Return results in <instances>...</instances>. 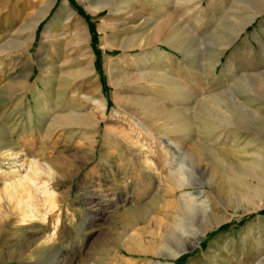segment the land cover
Masks as SVG:
<instances>
[{"label": "rangeland", "instance_id": "obj_1", "mask_svg": "<svg viewBox=\"0 0 264 264\" xmlns=\"http://www.w3.org/2000/svg\"><path fill=\"white\" fill-rule=\"evenodd\" d=\"M110 1L117 4L121 0ZM151 1L133 0L127 12L110 14L104 7L92 15L86 10L87 0H54L26 52H19L13 41L26 39L32 17L51 0L3 3L0 99L9 98L0 101V143H9L13 134L19 157L9 161L0 155V187L5 179L16 176L13 169L20 173L23 158L35 159L44 171L52 170L49 177L40 173L36 182L52 188L55 205L49 208L43 197H29L27 190L18 195L17 206L15 201L0 198V264H264V206L251 209L260 203L253 196L257 181L252 172L264 177V169L253 166L260 156L264 158V88L260 94L252 88L264 85V8L235 33L253 7L264 0ZM65 2L75 11L68 19H64L69 14ZM144 20L150 23L145 29L116 37L121 40L143 33L141 40L148 45L142 49H128L126 58H120L122 49L102 47L100 25ZM159 22L178 28L184 42L181 49L161 41L149 43ZM83 26L90 34L95 75L77 76L86 66L85 52L76 48L83 44ZM104 58H115V67L129 75L144 74V79L114 86ZM37 62L57 65L44 75L45 86ZM29 64L34 66L29 83L38 87V95L17 88L16 81ZM96 84L102 85L106 109L91 147L76 125L70 131L55 122L79 105L90 110L92 104L83 100L84 91H92L94 97ZM127 96L146 98L167 111L177 110L189 125V137L173 133L171 122L162 116L156 118L159 122L150 123L142 120L137 106L117 103ZM215 96L223 103L210 111L214 123L203 132L197 116L212 105ZM224 102L233 103L232 107L243 105L249 111L240 115L241 127L216 119L226 109ZM131 119L146 125L151 134L146 136L136 124L133 127ZM108 131L111 134L106 136ZM126 134L149 150L154 165L137 166ZM160 144L166 145L168 154L179 147L181 153L187 151L193 157L188 182L182 187L173 184L171 170L175 167L164 165L169 156L159 149ZM210 152L221 164L206 160ZM231 173L241 181L232 180ZM180 202L192 203L206 215L189 225L181 215ZM3 206L7 211L3 212ZM47 235L53 236L50 242ZM171 235L184 242L174 256L170 255L175 249L169 242Z\"/></svg>", "mask_w": 264, "mask_h": 264}, {"label": "bare ground", "instance_id": "obj_2", "mask_svg": "<svg viewBox=\"0 0 264 264\" xmlns=\"http://www.w3.org/2000/svg\"><path fill=\"white\" fill-rule=\"evenodd\" d=\"M6 1L5 0H0V9L4 8L3 3L4 2L6 3ZM53 1L54 0H51L49 5L47 6V8H45L44 10L41 8L39 10V12L37 13V15L32 17L31 23H30V25L28 27V32L26 34L27 37L25 36L26 39L23 40V41H13L14 47L19 52L20 51L21 52H24V51L26 52L27 50H29V48H31L33 46L34 39H35L34 33H35V30H36V28L38 26V23L44 17V15L47 13L48 8L51 6ZM132 1L133 0H121L117 4H113L110 0H96V1L87 0L88 4L85 7H86V10L88 11V13H90L92 15H94L98 10H100V9L102 10V8H104V7H106L108 9L110 14H113V13L117 14L116 12H118L119 10L127 12V9H125V8H127L128 3H130V2L132 3ZM146 1L152 2L151 0H146ZM64 6L69 11L68 16L66 18H64V19H68L70 16L71 17L74 16L75 11L73 9H70L69 6H67L66 2L64 3L63 7ZM263 8H264V4H262L260 6L257 5V7H253V9H254L253 13H251V15L247 16L246 17L247 19L244 18L245 20L240 23L239 28L235 31V33L238 34L239 31L242 30L243 27L246 24H248L254 18V16L257 13L261 12ZM167 21L171 22L172 20L169 21V19L167 18ZM54 22H56V21H54ZM168 22H167V24H160V22H159V24L156 23L157 25L154 28L155 29L154 30V34L150 37V39H149L150 42L149 41L148 42L154 44L157 41H161V42H164V43L168 44L169 46H172V47H174L176 49H181L183 47L182 45L184 43L183 40H182L183 36L180 34V32L178 30H176V29H178L177 27H176V29H174V27L172 28V25H170L171 23H168ZM66 23H67V21H66ZM161 23H163V21ZM164 23H166V18H165V22ZM148 24H150V23H148V21H146V20L139 21L137 23H135V22H129V23L120 22L119 23L118 21H116L115 23L108 24V26H105L104 24H102L98 28L103 33V35L101 37V39H102V47H104L105 49H109V50H113V49H116V48L122 49L124 51V54L121 55L120 58L125 57V52L128 49H132V48H140V49H142L143 46L148 45L147 42L144 43V41L141 40V38H142L141 35H143V33L138 34L136 36H130L128 38H124V39H121V40H117L116 37H119L122 32L125 33V34H131L132 32L136 31L138 28L145 29V27H147L146 25H148ZM173 26H176V25L174 24ZM108 32H110V33H108ZM80 34L82 35L81 38H83V41H81V42H83V44H77L76 48L77 49L80 48L81 51L85 52V54H83V56L85 55L84 58L86 59V66H85L84 70H81L78 74L77 73H75V74H77V76H80V75L86 76V75H89L90 73H91V75H95L96 74V70H95V66H94V62H95L94 61V54H93V52L91 51V49L89 47L90 34H89V31H88V28L83 26L82 27V32ZM77 38L78 37H75V39H77ZM79 42L80 41H78V43ZM41 44H43L42 41H41ZM37 49H39V52L42 51V47L39 46V45H38ZM140 52H142V51H140ZM140 52H138V53H140ZM141 54L143 55V53H141ZM158 55H159V53H158ZM139 57H140V54L136 55L135 60H137ZM135 60L131 59V61H133V62H135ZM103 61H104V66L106 68V72L109 75L110 82L114 86H119V85H122V84L127 83V82H135L138 79H140V80L144 79L143 78L144 74L135 73L134 75H129V73L128 74L125 73V70H123L122 68H119L118 66L115 67V65H114L115 58L114 59L104 58ZM36 66L38 67V70L40 72L39 79L42 82V84L45 86V82H44L45 77H44V75H47L48 73L54 71L56 69L57 65H55V62L54 63H48V62H45V63L41 62L40 63V62H37ZM33 67H34L33 64H29V65H27L25 67L24 70H27V71L22 73V74H20V76L18 77V79L16 81L18 83L17 84L18 85L17 88L18 89L25 88L27 92H29V93H31L33 95H38L39 94L38 87H36V86L34 87V85L31 86L30 83H29L30 82V77L32 76V74L34 72ZM17 75H19V74H17ZM94 78H97V76H95ZM252 83H254V81ZM166 84H167V82H166ZM96 85L94 87H96ZM253 86H254V87H252L253 90L255 89L254 91L259 93V94H260L262 88H264V85H262V84H257V85H253ZM253 90H251V91H253ZM262 92H264V91H262ZM92 93H93L92 91L86 90V91H84V96H83V100L85 102H87V103L91 102L92 108L90 110H88V111L87 110H82L85 105H82V106L79 105L77 109H74V108L71 109L67 113L68 115L62 116L60 118L58 117L57 118L58 120L55 122V123H59V125H61L63 127L64 126L68 127V129L70 131H73L75 128L73 129L72 126L76 125L78 131H81V130L84 131V133L81 132V135L83 134L82 137L87 140V146H91V147L95 143V134L97 133L98 127L100 125L99 124V120H100V118L105 116V109H106V104H105L106 99L104 98V95H103V92H102V85H97V88H95V91H94V93H95L94 97H93ZM8 96H7V98L0 99V101L8 99L9 98ZM218 97H216V96L214 98L212 97L211 98L212 101H213L212 105L211 106L205 105V106H208V107L204 106L205 110H203L201 112V114L197 116L198 120L200 121L201 128H202L203 132H207V129L210 128L212 123H214L213 122V118L210 115V111L213 112V110L219 108V106L223 103L222 99H220V97L219 98ZM119 101H123L125 106L126 105L127 106L128 105L137 106V108H139V110H138L139 114L143 115L142 116V120H145V121L147 120L148 122L151 123V122H155V120H157L156 119L157 117L162 116L165 119H167L168 123H169V121L171 122V124H172V132L173 133H176V135H179L181 138H183V137H187L188 138L189 137L188 134L191 132L190 129L187 128V127H189V125H186V123H184L182 121V119H184V118H181V116H180L181 114H179V112L177 110L167 111V110L164 109V107L163 108H161V107L159 108V107H156L154 105H151L149 103L148 99H146V98H140V97H136V96L135 97L134 96H127V98L120 97V99H117V103ZM118 104L121 105V103H118ZM232 104H228V103L224 102V106L226 107V109L225 110L221 109L223 112H221V115L216 116V119L221 124H230V125L233 124V125H237V126L241 127L240 124H241L242 120H241L240 115H242L244 113L248 114L249 111L243 105H241V106L240 105H238V106L235 105V106L232 107ZM38 105H39L38 109H41L43 107L40 104V100H38ZM95 110H97L100 113V117H98V115L95 113ZM136 113H137V111H136ZM199 113H200V111H199ZM133 114H134V112H133ZM235 116H236L237 120L235 119ZM231 117H233V119H231ZM255 118H256L255 120L257 122L260 121V119H258V117H255ZM131 120H132V123H133V127L136 126V125L139 126V129L142 130L143 134H145L146 136L147 135L149 136L151 134L150 133V129L146 125L134 122L133 119H131ZM158 120L160 121V118ZM158 120H157V122H159ZM185 121H187V120H185ZM214 121H216V120H214ZM164 122H165V120H164ZM167 122H165V123H167ZM0 125H1V123H0ZM78 126H80V127H78ZM159 126L163 127L162 125H159ZM0 130H1V127H0ZM110 134H111V132L108 131L107 134H105V135L109 136ZM12 135L10 137L9 143H6L5 145H2L0 143V155L5 157V159H7L9 161L18 160L17 158L19 157V153H16L17 151L14 150V147H13L14 138H13ZM191 136H192V134H191ZM125 137H126V139L129 138L128 140H125V142H127V146H129L128 148L131 151V157L137 163V166L139 168L140 167L142 168V166H143V169L146 168V164L147 163L154 165V162H152V160H150L151 156H150L149 150H147L146 148L143 149L141 147L142 146L141 144L137 145L136 142L134 141V139L130 137V135L126 134ZM111 139L112 138H110V140ZM113 140L115 142L114 138H113ZM116 143H117V141H116ZM165 146L160 144L159 145V149L161 148V150L164 153L168 154L169 152L167 151V148ZM111 147H113L112 144H111ZM198 147H199V145H198ZM175 148L176 149H174L173 151H174V153L176 151V153L175 154L174 153L168 154L169 157H168V159H165L164 165L166 164L168 166L169 164H173V167H175V168H173V169L171 168L172 169L171 170V180H172L173 184L176 185L177 187H182L185 182H188V175L187 174L191 171V167L190 166H191V162L193 160V157L190 156L189 152L185 151V152L181 153L180 152L182 150L181 148H179V147H175ZM178 148H179V150H178ZM198 150H199V154H200L202 152L201 148L198 149ZM203 154L204 153H202L201 155H203ZM205 154L207 155V153H205ZM196 157H198V156H196ZM199 158L200 157H198V159ZM139 159H141V160H139ZM208 159L209 160L211 159V163H213V162L220 163V160L218 159L217 155H215L212 152H210L208 154V157L206 158V160H208ZM129 165H131V164H129ZM186 165L189 166V167H186ZM45 166H46V164H45ZM253 166L256 167L255 170H257V168L263 170L264 169V158H263V156L262 157L260 156L259 160H256L253 163ZM151 167H153V166H151ZM19 168L21 170L20 173H19V171L13 169L11 173H12V175H16V176H14V177L12 176L10 178H7L3 182L4 184L2 185V187H0V198L1 197H5L10 202L11 201H15L16 202L15 204L17 206L19 201H20V200L17 199L18 195L20 194L21 191L24 192V191L27 190L29 197H31V196H35V197L36 196L37 197L41 196V197H43V201L45 203L46 202L48 203L47 205L49 206V208H53L54 205H55L54 204V194L55 193H53L54 191L51 190L52 188H49L46 183L42 184L41 186H37V182H36V179H37V177H38V175L40 173L41 174L42 173H46L48 175V177H49L51 175V172H52L51 168L47 167V170L44 171V168L35 159H33V160L26 159L25 160V158L22 159V162L20 163ZM154 170L156 171L155 167H154ZM251 170H253V169L251 168ZM229 171H231V170L229 169ZM231 172H233V170ZM241 173H242V171H241ZM260 173L261 172L258 173V171L252 172L253 177L257 181V184H256L255 188L253 189L254 190L253 196L255 197V200L257 199L260 202L258 204H252L251 209H253V210H257V209L263 208V206H264V177H263V175H260ZM189 175H190V173H189ZM229 176H231L232 180H234L236 182H240L241 181L240 178L238 177V174L234 175V174L231 173ZM252 199H253V197H252ZM237 202H241V201L237 199ZM248 203H249V201H248ZM3 205H5V204H3ZM180 205H181V208H180L181 215L182 216L183 215L186 216V219L188 221L187 223L189 225H191L192 221L197 220L198 218H202V217H204L206 215V213L204 211H200L192 203L180 202ZM3 207H4L3 208V212L7 211L6 210L7 208L5 206H3ZM183 221L184 220H182L180 222V224L183 223ZM184 230H186V229H184ZM52 237L53 236L47 235L46 236V241L50 242ZM169 239H170L169 242L171 241L174 244V248H175L174 251L170 252V255L174 256L176 253L181 251V248H182L184 242H183V239H181V238H179L177 236H172L171 235V237H169ZM170 245H172V244H170Z\"/></svg>", "mask_w": 264, "mask_h": 264}]
</instances>
